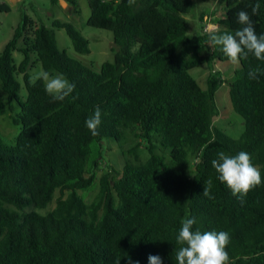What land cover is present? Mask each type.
<instances>
[{"label": "trees", "instance_id": "trees-1", "mask_svg": "<svg viewBox=\"0 0 264 264\" xmlns=\"http://www.w3.org/2000/svg\"><path fill=\"white\" fill-rule=\"evenodd\" d=\"M62 1L76 6V0ZM209 1L223 7V17L212 22L222 31L243 27L237 14L245 10L256 33L264 34V0ZM85 2V26L112 36V59L98 70L57 48L54 31L63 30L75 54L89 53L86 39L59 19L46 27L23 15L0 51V91L18 108L10 118L18 127L14 144L0 147V264H129V257L149 264V255L177 264L176 237L182 219L191 217L202 232L230 234V264H264V75L248 77L252 69L264 70V61L250 54L226 82L230 107L243 122L233 139L213 126L214 94L224 83L213 66L228 58L209 44L203 27L187 35L190 0ZM256 2L259 14L252 15L248 5ZM13 52L21 55L17 64ZM34 65L63 74L77 98L53 102L42 81L31 83ZM200 65L207 68L203 90L188 74ZM96 106L102 123L93 136L85 121ZM102 139L120 149L118 167L101 169L97 153L91 155ZM138 147L146 152L143 161ZM221 151L251 154L261 186L234 196L211 165ZM209 182L214 199L203 196ZM54 193L53 209L39 215Z\"/></svg>", "mask_w": 264, "mask_h": 264}, {"label": "rangeland", "instance_id": "rangeland-1", "mask_svg": "<svg viewBox=\"0 0 264 264\" xmlns=\"http://www.w3.org/2000/svg\"><path fill=\"white\" fill-rule=\"evenodd\" d=\"M190 1L191 9L189 13L184 16L187 26L186 32L189 36L198 34L200 26L201 28L203 26L208 28L212 22L223 17V7L214 2L209 0ZM75 3V7L68 5L66 9H62L51 4L50 0H0V4L3 5L0 7V51L3 45L11 38L12 30L20 23L23 15L35 23V25L42 24L46 27H49L53 19H59L72 24L80 35L86 39L89 46V53L86 55L75 54L63 30L54 31L57 48L63 50L68 57L76 59L85 66H90L92 70H98L103 62L111 61L112 59V53L110 51L112 36L109 32L86 27L85 20L89 15L86 2L84 0H76ZM75 8L79 10V15L75 14ZM203 28L201 31H204ZM12 59L13 62L17 64L21 59V55L17 52H13ZM213 68L220 74L221 80L224 81L214 94V104L218 115L213 119V126L224 135L236 139L243 130V122L230 107L226 82L233 77V73L239 68V65H234L228 60L224 63H215ZM38 71H41L38 65H34V67L28 71L30 80L31 76ZM188 74L200 89H205V78L207 75V68L205 65H200L191 69ZM55 75L56 74H53V76ZM17 80L20 83V89L17 95L20 100H23L25 97L23 84L19 76ZM0 98L4 103V114L0 116V147L7 148L13 146L14 137L18 131V127L12 125L10 121V118L17 113L18 108L14 102L7 105L6 98L1 91ZM129 145L130 144L124 146V152L129 148ZM130 146H132V144ZM96 151L92 146L91 155L94 156L97 153L99 156L98 160L102 163L101 169L111 164L114 167H118L122 164V159L119 157L120 149L107 140L102 139L100 148ZM136 155L141 161L147 156L142 147L136 149ZM124 158H128V156L124 155ZM189 168L191 169V167ZM190 169L187 170V173L190 172ZM101 173L99 167V170L96 172V179L99 178ZM95 193L96 189H91L84 195V199L90 201ZM56 198L57 193H54L51 203L45 209L36 210V212L39 215H46L55 206Z\"/></svg>", "mask_w": 264, "mask_h": 264}, {"label": "clouds", "instance_id": "clouds-1", "mask_svg": "<svg viewBox=\"0 0 264 264\" xmlns=\"http://www.w3.org/2000/svg\"><path fill=\"white\" fill-rule=\"evenodd\" d=\"M136 0H128L129 5H134ZM251 14L257 15L260 10V3H249ZM238 23L242 25L234 33L222 31L218 26L211 24L208 26L207 35L211 46H219L229 62L238 65L242 59H247L251 54L259 61H264V34H257L253 21L249 13L241 10L237 14ZM260 75H264V70L257 67L248 73L249 79L258 80ZM42 81L46 93L52 101H65L72 96L75 84L71 83L63 74L51 75L48 71H38L31 76V83L36 84ZM102 112L96 106L94 114L89 116L85 125L93 136L100 135L99 128L102 123ZM212 167L219 174L221 182L231 190L234 196L241 197L261 186L262 177L260 168L253 164L252 156L246 151H240L232 156L221 151L217 158L211 161ZM203 196L214 199L211 194V182L204 187ZM197 220L195 217L184 218L181 221V228L176 237L177 243L181 245L176 252L177 264H230L229 253L226 250L231 242L230 234L226 231H201L195 227ZM129 264H139L128 258ZM149 264H163L159 255H149Z\"/></svg>", "mask_w": 264, "mask_h": 264}, {"label": "crops", "instance_id": "crops-1", "mask_svg": "<svg viewBox=\"0 0 264 264\" xmlns=\"http://www.w3.org/2000/svg\"><path fill=\"white\" fill-rule=\"evenodd\" d=\"M17 1V0H16ZM85 1V0H84ZM55 6L59 7V8H62V9H66V7L68 6L67 3H65L64 1L62 0H56L55 1Z\"/></svg>", "mask_w": 264, "mask_h": 264}, {"label": "built area", "instance_id": "built-area-1", "mask_svg": "<svg viewBox=\"0 0 264 264\" xmlns=\"http://www.w3.org/2000/svg\"><path fill=\"white\" fill-rule=\"evenodd\" d=\"M210 25H211V24H210ZM203 27H204L203 30H204L205 32H207V29H208V28H207L206 26H203ZM204 31H203V32H204Z\"/></svg>", "mask_w": 264, "mask_h": 264}]
</instances>
